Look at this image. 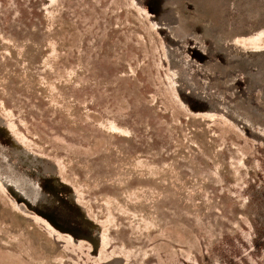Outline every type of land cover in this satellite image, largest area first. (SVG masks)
<instances>
[{"label": "rangeland", "instance_id": "1", "mask_svg": "<svg viewBox=\"0 0 264 264\" xmlns=\"http://www.w3.org/2000/svg\"><path fill=\"white\" fill-rule=\"evenodd\" d=\"M0 264H264V0H0Z\"/></svg>", "mask_w": 264, "mask_h": 264}]
</instances>
